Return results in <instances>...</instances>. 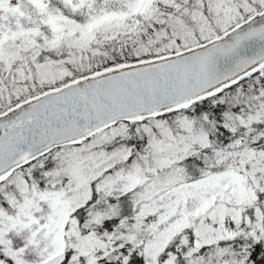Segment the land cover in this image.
Returning a JSON list of instances; mask_svg holds the SVG:
<instances>
[{
	"label": "snow or ice",
	"instance_id": "6c2138e0",
	"mask_svg": "<svg viewBox=\"0 0 264 264\" xmlns=\"http://www.w3.org/2000/svg\"><path fill=\"white\" fill-rule=\"evenodd\" d=\"M0 264H264V0H0Z\"/></svg>",
	"mask_w": 264,
	"mask_h": 264
}]
</instances>
